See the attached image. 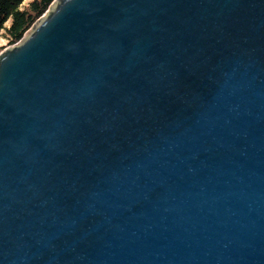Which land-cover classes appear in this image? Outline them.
Here are the masks:
<instances>
[{"label":"water","instance_id":"obj_1","mask_svg":"<svg viewBox=\"0 0 264 264\" xmlns=\"http://www.w3.org/2000/svg\"><path fill=\"white\" fill-rule=\"evenodd\" d=\"M0 264H264V0H55L5 47Z\"/></svg>","mask_w":264,"mask_h":264},{"label":"trees","instance_id":"obj_2","mask_svg":"<svg viewBox=\"0 0 264 264\" xmlns=\"http://www.w3.org/2000/svg\"><path fill=\"white\" fill-rule=\"evenodd\" d=\"M54 1L0 0V33L5 34L8 45L21 40Z\"/></svg>","mask_w":264,"mask_h":264},{"label":"rangeland","instance_id":"obj_3","mask_svg":"<svg viewBox=\"0 0 264 264\" xmlns=\"http://www.w3.org/2000/svg\"><path fill=\"white\" fill-rule=\"evenodd\" d=\"M31 29V28H30ZM29 29V30H30ZM29 30H28V32H29ZM27 32V33H28ZM26 33V34H27ZM8 46H11V45H8V43H7V38L5 37V34H3V33H0V47H2V49H1V51L3 50V49H5V47H8ZM0 51V52H1Z\"/></svg>","mask_w":264,"mask_h":264}]
</instances>
